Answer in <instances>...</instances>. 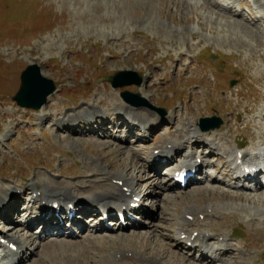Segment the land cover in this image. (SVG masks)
<instances>
[{
  "label": "rangeland",
  "instance_id": "374dc122",
  "mask_svg": "<svg viewBox=\"0 0 264 264\" xmlns=\"http://www.w3.org/2000/svg\"><path fill=\"white\" fill-rule=\"evenodd\" d=\"M185 1L0 0V185L20 187L37 174L86 183L94 175L92 166L98 165L112 176L123 174L136 181L139 191L145 193L154 184L142 172V166H147L145 158L166 135L173 137L183 122H189L188 114H194L192 121L214 115L222 118L225 125L220 134L226 140L232 134L226 143H234L233 137L249 149L262 143L264 129L259 125L264 122L256 117L264 107V33L219 15L221 10L208 4L211 0H187L189 5ZM246 1L252 14L254 1L262 2L264 11V0ZM251 33L255 40L244 41ZM33 63L39 64L57 87L39 111L21 109L13 101L21 73ZM126 70L142 74L144 83L113 89L106 77ZM124 90L140 94L154 108H164L165 121H172V114H183L184 121L163 123L155 137L143 144H132V138L123 144V132L113 135L123 138L121 142L58 130L52 124L59 118L66 122L67 115L87 110L89 105L103 113L116 103L125 106L121 98ZM248 108L252 114L243 112ZM132 111L162 118L148 107ZM48 116H53L52 121L44 122ZM228 126L233 131L229 132ZM156 184L149 188L152 195L144 202L153 213L148 230L134 234L138 237L127 232L125 240L120 233L109 234L101 239L98 253L94 249L93 256L85 252L79 261L94 264L99 257L126 249L159 258L161 263L181 264L177 261L185 259L182 264H197L194 257L184 253L185 258L170 249L178 239V226L173 225L185 211V215L197 214L215 207L220 215L213 209L218 217L206 218L208 226L203 229L235 236L231 242L239 251L231 254L234 260L227 263L264 264V195L243 197L223 188L203 189L205 186L168 193ZM139 235H146L147 241ZM36 260L38 256L24 264H37ZM39 264L70 263L58 252H50Z\"/></svg>",
  "mask_w": 264,
  "mask_h": 264
},
{
  "label": "bare ground",
  "instance_id": "6f19581e",
  "mask_svg": "<svg viewBox=\"0 0 264 264\" xmlns=\"http://www.w3.org/2000/svg\"><path fill=\"white\" fill-rule=\"evenodd\" d=\"M185 2L187 4L189 3V1H187V0ZM95 4H97V3H95ZM208 4L211 5V7L214 5V7H216V8L223 9V10L227 11L226 12L227 15H225V13H223V11H221L222 13H218L219 15H222L223 17H226V18L230 17L233 20H237L238 22L242 23L243 25L249 26L250 28L252 26L255 30L258 29L259 33L260 32L264 33V16H256L253 19V22L251 23V22H248L247 19H245L244 15H242V14L231 13V12H229V10L224 9L223 7H221L217 4L215 5L211 1H210V3L208 2ZM190 5H192V4H190ZM247 38L250 41L251 40L253 41V40H255L256 35L251 33V34L245 36L244 41H247ZM247 42H249V41H247ZM256 79H258L257 76H256ZM240 92H242V90L239 91L238 96L240 95ZM260 109L261 110H260V112H258V117H256V118L260 119L264 122V107L260 108ZM248 111H246L244 109L243 112H246V114L247 113L252 114V111L249 108H248ZM253 112H254V109H253ZM240 113L241 112H239L237 115H239ZM90 114L93 115L95 118L98 117L96 119L100 120L101 124L104 123L105 120L106 121L109 120L108 117H104V116H106L105 113L100 112L99 110L98 111L95 110V106H90L89 109L86 111H82L79 114L77 113V115H71L69 117V119L66 120L65 124L64 123L60 124L59 128H64V130H66V131H75V130L77 131V129L75 127L76 126L77 127L82 126L81 124H84L83 123L84 120L87 119V116ZM187 116L190 117V120H189V122H185L184 126L182 125L183 128L178 129L177 132L179 133L178 134L179 136H175V138H167L164 142V146H161L159 148H155V149H160L161 155H169L170 152L167 151V149H166L167 145L174 144V145H176V148H179V144L181 146V143L177 140H180L181 138H179V137L181 135H183L184 133H187L188 137L193 136L196 139L199 138L198 137L199 136L198 135V132H199L198 123H196L197 121H192V117H191V116L195 117L194 114H188ZM52 117L48 116L44 122H47L48 120L52 121ZM176 118L178 120H184L183 119L184 115L183 114L178 115ZM117 119H120V118L117 117ZM191 121L194 123H192ZM148 122H152V121L150 119H148L146 121L145 125H147ZM53 125H57V123H55ZM257 127H258V125H257ZM259 127H260V129H264V125L260 124ZM228 130L233 131L230 129V126H228ZM90 132H92V131H90ZM133 132H134V130L128 129V134H132ZM259 138L261 139V136ZM262 140L263 139H261L260 141H262ZM140 141H142L141 138H139V140L137 142H140ZM262 143L264 144V140ZM255 150H258V153L260 155L264 154V149L261 146H258L257 149H255ZM133 152L136 153V151H133ZM96 167H98V169ZM92 168H94V169H92V172L94 173V175L92 176V180H89L86 183L82 181L79 184L54 180V179L47 177L46 175L37 174V180L29 186V188H30L29 190L33 189V191H32L33 193H38V201H40V202H41V200H47L48 202H51L52 204H55V203L60 204V207L64 204L70 205V204H74L76 202L78 204H87L88 202H90V203H96L98 206L105 207V208H107L108 211L110 209H112L115 205L121 206V207L126 206L128 209H130L129 205L131 206L132 203H135L136 198L142 197L141 196L142 193L137 192V188H138L137 186L138 185H137L136 181L131 180L130 178H126V176H123V174L116 176V177L112 176V175L108 174L103 168L99 167L98 165H94V167L92 166ZM152 185H151V187H153ZM18 188L19 187H16V186H10L9 185L8 187H5L3 185H0V216H3L5 218V220L10 222L11 225H15L14 217H15V215L19 216L20 212H21L18 205H17V203L19 201L18 200L19 197H17V196L13 197V194L16 193ZM125 188H127L126 192H124ZM210 189H214V188H210ZM83 190L85 192L82 193ZM80 194H82V195L80 196ZM146 194H147L146 196H150L151 192L148 193V191H147ZM237 195L243 196L244 194L238 193ZM245 196H247V195H245ZM238 198H240V197H238ZM64 209L65 208L62 207L61 210L64 211ZM80 213H82V212H80ZM108 214L111 216V211L108 212ZM201 215H204V221H199V218ZM215 215H216L215 210H212L211 208H207L205 211H201L197 214H195L193 212L187 213V217L193 216L194 220L196 222L198 221V226L200 227V229L198 230V237L195 240L205 241V240H210L211 238H213L214 235L208 234L207 232H205L204 229H201V227H204L206 225V223H204L206 218L210 219L212 217H215ZM39 220L41 221L42 219L39 218ZM44 221L46 223V225L44 226L45 229H50L52 227L57 226V223L55 221L51 220V218L48 220H44ZM74 222L77 225H79V222L77 220ZM134 224H136V223H134ZM193 224H194V222L186 220V218L183 219L182 223H181V227L177 231L176 234L181 235V236L187 235L189 237L188 241H191L192 234L190 233V230L188 227L192 226ZM33 225H34L33 221H29L27 223L28 227L29 226L32 227ZM58 226H59V229L61 230V226L59 224H58ZM118 227L121 228L122 224L119 223ZM134 234H136V233H134ZM134 234H132L133 237H138V235H134ZM93 236H94V234H90L87 237L83 238L82 242H81L82 247L68 243V242L65 243L64 241H56V240H51V241H48L47 243H44V244H38V249L41 247V250L35 255H38L41 258V260L37 261V264L42 262L45 253H50V252H58L60 255L65 256L68 259L70 264H85V262L79 261L80 259L83 260L82 255L86 252V254L90 253L93 256L95 253H98V249L100 247L98 249H96V248L99 246L100 242L103 243L101 240L102 238L93 237ZM122 236H124V237H122ZM122 236L121 237L124 238V240L127 239L126 235H122ZM221 236H224V239L219 244L220 248H218V249L212 248L210 250L208 249L209 253H212V254L216 253L215 256L209 255V253L204 252L199 259L201 264H203L205 262L206 263H208V262L213 263L214 261H217V262L219 261L222 264H223V262L225 264H228L231 262L230 260L221 258V256L218 255V254H224L225 251L228 250V248L230 246L228 243L230 235L225 234V235H221ZM121 237H119V238H121ZM139 237H142L144 241L145 240L147 241L146 235H142V236L139 235ZM0 238H5V239L10 240L11 242H14L18 246L19 251L22 250L23 253L26 252L27 250L31 249L30 246L35 245V240L32 237L26 236V237H24V240H23L20 238L18 233L7 232L5 235H2ZM67 245L68 246L70 245V246L68 247ZM93 249L95 250L94 251L95 253H93V251H92ZM34 252H35V250H34ZM34 252H32L31 254H33ZM46 255H48V254H46ZM96 260L97 259H95L93 261L94 264H168L166 262L161 263L160 262L161 260L159 258L157 259V258H154L153 256L140 257L139 255H136V253L130 254L128 250L116 251L110 255L99 257L98 261H96ZM184 260L177 261V263L178 262L181 263V261L183 263ZM23 261H25V260H23V257H22L20 259V263Z\"/></svg>",
  "mask_w": 264,
  "mask_h": 264
},
{
  "label": "water",
  "instance_id": "95a60500",
  "mask_svg": "<svg viewBox=\"0 0 264 264\" xmlns=\"http://www.w3.org/2000/svg\"><path fill=\"white\" fill-rule=\"evenodd\" d=\"M126 77V78H125ZM127 79L128 81H120ZM109 81L114 87H124L129 84H142V76L132 72H123L116 75L114 78H109ZM56 90L54 82L42 76L39 65L29 66L22 74V86L19 93L14 100L18 102L21 107L32 108L39 110L46 104L47 98ZM124 98L127 102L133 105L146 104L140 102V97L134 96L128 92L124 93ZM219 122V123H218ZM212 120L211 127H220L221 121Z\"/></svg>",
  "mask_w": 264,
  "mask_h": 264
}]
</instances>
